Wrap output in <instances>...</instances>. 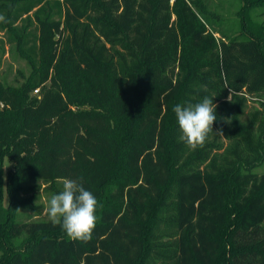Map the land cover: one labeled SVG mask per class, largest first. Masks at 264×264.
<instances>
[{
	"label": "trees",
	"instance_id": "trees-1",
	"mask_svg": "<svg viewBox=\"0 0 264 264\" xmlns=\"http://www.w3.org/2000/svg\"><path fill=\"white\" fill-rule=\"evenodd\" d=\"M240 1L129 0L118 20L105 0H0V52L33 70L0 82V264H264V0ZM204 97L217 120L190 150L172 109ZM64 179L97 198L90 241L36 211Z\"/></svg>",
	"mask_w": 264,
	"mask_h": 264
},
{
	"label": "clouds",
	"instance_id": "clouds-1",
	"mask_svg": "<svg viewBox=\"0 0 264 264\" xmlns=\"http://www.w3.org/2000/svg\"><path fill=\"white\" fill-rule=\"evenodd\" d=\"M0 21L7 22L3 15H0ZM216 108L213 98L204 97L195 105L177 104L172 109L182 133L178 139L190 150L203 147L208 134L213 132V124L217 120ZM217 134L223 136L222 130ZM97 203V198L81 183L64 179L62 192L51 196L47 212L54 224H61L70 239L87 242L92 239L96 227Z\"/></svg>",
	"mask_w": 264,
	"mask_h": 264
},
{
	"label": "rangeland",
	"instance_id": "rangeland-1",
	"mask_svg": "<svg viewBox=\"0 0 264 264\" xmlns=\"http://www.w3.org/2000/svg\"><path fill=\"white\" fill-rule=\"evenodd\" d=\"M108 3H115L116 6L114 7V16L116 19H120V15L124 11L125 3L129 0H105ZM131 1H142V0H131ZM215 5H219L218 11L224 15H233L237 17L239 16L238 12L241 10L242 2L240 0H213ZM172 4V1H170ZM138 10V7L136 8ZM263 8H258L257 10L252 11V16L254 20L262 21L264 19V15L262 14ZM4 33L0 32V39L3 38ZM6 52L2 55L0 52V82L6 83L11 85L13 88H19L25 81L30 77L32 74V66L31 63L23 58L21 54L17 51V49L10 47L9 45L5 46ZM34 95L36 93H33ZM4 173H6L10 168L11 165L5 161L4 164ZM256 171L259 173H264V159L259 167L256 168ZM5 175V174H4ZM5 179V177H4ZM47 185H42L39 190L36 191L35 196V206L37 207L36 211L41 210L40 219H47L49 220L50 217L48 215L47 209L49 207V201L51 196L55 195L51 189H47ZM32 193H22L21 197L24 201H28ZM4 198H6L4 192ZM25 204H27L25 202ZM29 207L30 203L28 204ZM34 208V207H33ZM25 213L31 212L28 209H22ZM23 212V213H24ZM32 239L28 236L23 234L20 238L16 239L13 243L11 249H19V250H26L29 248ZM4 253L3 250L0 249V256Z\"/></svg>",
	"mask_w": 264,
	"mask_h": 264
},
{
	"label": "built area",
	"instance_id": "built-area-1",
	"mask_svg": "<svg viewBox=\"0 0 264 264\" xmlns=\"http://www.w3.org/2000/svg\"><path fill=\"white\" fill-rule=\"evenodd\" d=\"M36 93H37V91H36Z\"/></svg>",
	"mask_w": 264,
	"mask_h": 264
}]
</instances>
